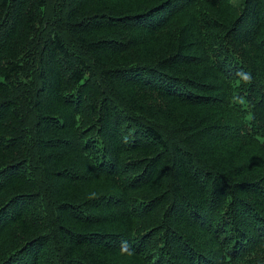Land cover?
I'll use <instances>...</instances> for the list:
<instances>
[{"label": "trees", "instance_id": "obj_1", "mask_svg": "<svg viewBox=\"0 0 264 264\" xmlns=\"http://www.w3.org/2000/svg\"><path fill=\"white\" fill-rule=\"evenodd\" d=\"M0 264H264V0H0Z\"/></svg>", "mask_w": 264, "mask_h": 264}]
</instances>
